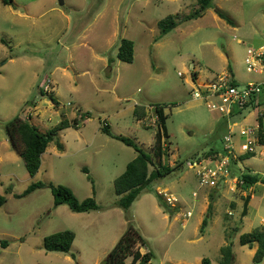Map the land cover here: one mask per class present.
I'll list each match as a JSON object with an SVG mask.
<instances>
[{
    "label": "rangeland",
    "instance_id": "1",
    "mask_svg": "<svg viewBox=\"0 0 264 264\" xmlns=\"http://www.w3.org/2000/svg\"><path fill=\"white\" fill-rule=\"evenodd\" d=\"M196 5V0H0V194L5 196L0 240L6 242L0 245V264H99L125 226L112 179L135 153L100 125L148 151L156 122L144 124L153 103L163 104L165 112L163 162L181 161V167L153 179L126 209L144 238L139 251L150 252L144 264H200L202 257L223 264L219 248L224 244L230 245L232 264L264 262V256L251 258L255 242L238 241L239 233L264 226V182L202 186L193 164L209 149L222 153L228 124L235 141L239 124L252 123L250 112L263 110L264 83L257 104L224 115L193 98L190 81L184 80L192 74L189 63L200 78L230 68L238 84L259 79L245 69L243 57L248 47L264 44V0H211L200 15L182 20ZM167 13L179 21L158 35L156 22ZM120 37L132 41L130 61L116 56ZM46 77L51 88L40 93ZM135 104L145 110L140 119L133 114ZM15 114L31 117L42 131L61 117L77 120L53 135L33 175L2 128ZM263 150L257 144L252 154L237 157L233 172L238 176L248 169L264 176ZM37 180L64 184L78 199L92 196L99 207L72 211L65 203L53 205L48 186L14 195ZM162 189L177 198L174 206L164 202ZM60 229L74 233L68 251L45 250L43 236ZM130 260L125 256L124 264Z\"/></svg>",
    "mask_w": 264,
    "mask_h": 264
},
{
    "label": "trees",
    "instance_id": "2",
    "mask_svg": "<svg viewBox=\"0 0 264 264\" xmlns=\"http://www.w3.org/2000/svg\"><path fill=\"white\" fill-rule=\"evenodd\" d=\"M2 1L8 2L10 0ZM196 2V7L193 8L189 13H185L182 16V20H187L200 15L202 10L210 4L211 0H196ZM217 13L219 16L225 18L226 21H229V18L225 17L222 12L217 11ZM178 21L179 19H176L174 13H167L160 17L156 22L158 27V35L165 33L167 30L175 26ZM116 56L123 61H130L132 59L131 39L120 37L116 48ZM39 92H43L40 86ZM49 99L53 105H57V100L53 95L49 94ZM152 105L153 111L156 114V125L153 134V142L150 150L148 151L137 144V142L129 136L111 132L108 129L107 124L102 123V125H100V128L103 132L122 141L124 144L131 146L135 154L128 161H126L122 171L112 179L113 190L117 195L114 203L117 206L123 208L125 211V226L99 264H124V258L127 255L131 256L130 264H144L146 261H148L150 258V252L139 251L138 245L144 243V238L139 233L138 229L133 225L131 216L126 209L137 197L140 191L146 188V186L153 179L161 177L166 173L181 167V161L174 162L173 164H167L163 162V158L166 154V150L163 146V139L167 137V133L165 132L163 125L165 112L163 111V104L153 103ZM144 113L145 110L143 105L140 107L137 104L134 105L133 114L136 119L142 118ZM263 116L264 109L256 115V120L258 123L256 136L258 143L261 145H264V130L261 126V119ZM70 125H77V120L75 117L70 119L61 117L47 130L40 131L27 118H23L18 114H15L2 123V128L8 139L11 141L12 145L16 148L18 154L21 156L27 174L33 175L39 166L40 154L46 147L47 143L53 138V135L58 130ZM57 146L61 147V144L57 142ZM214 151L216 150L209 149L207 151L208 156L213 154ZM252 153L253 152H245L238 155V158L241 159L245 154L250 155ZM232 161L235 162V159ZM149 165H152L151 169H148ZM83 169L86 172V169ZM87 176L89 177L88 174ZM238 179L242 180L243 186H249L250 184L257 181L264 182V176H260L255 172H250L248 169L243 171L241 170L238 173ZM41 186L49 187L52 195L53 205L65 203L72 211H88L97 209L99 207L92 196H86L78 199L68 186L61 183H45L39 180L31 181L22 191L14 193V195L21 196ZM7 191H9L8 188L6 192ZM213 191L214 190H210L208 192L210 201L213 198ZM4 200L5 196L0 194V204ZM210 201L206 206L208 209L210 208ZM159 203L164 208L166 207L165 204L161 202V199H159ZM207 215L208 213H206L202 218L200 228L206 223ZM73 236L74 233L70 229L52 231L43 236L42 246L45 250H58L66 252L69 249ZM238 241L240 244H247L248 246H251V244L255 242V247L251 255L252 260L260 261L264 256V226H261L260 228L255 227L249 231L239 233ZM5 243V240H0V245L4 246ZM219 250L221 251L222 255L221 263L232 264L229 263V258L231 256L230 245H221ZM200 264H210V261L207 257H202ZM261 264H264V262Z\"/></svg>",
    "mask_w": 264,
    "mask_h": 264
},
{
    "label": "built area",
    "instance_id": "3",
    "mask_svg": "<svg viewBox=\"0 0 264 264\" xmlns=\"http://www.w3.org/2000/svg\"><path fill=\"white\" fill-rule=\"evenodd\" d=\"M243 61L245 69L260 74L259 79L247 80L238 84L235 82L231 74L226 71H219L203 79H197L194 75L188 74L184 80L190 81L189 93L193 98L201 99L205 102L208 109L230 115L238 113L245 108L247 104H256L258 95L261 91V84L264 83V46L258 48L248 47L245 51ZM178 75H182L181 71H177ZM43 91L47 92L51 88L50 78H44L40 83ZM69 103V102H67ZM148 106L153 105L150 104ZM259 113V112H258ZM150 122L144 125L156 122V114L153 113L149 117ZM228 124V131L222 136L223 148L222 153L214 152L213 154L203 157L193 162L195 166V175L199 185L216 188L221 182L230 180L233 184H242V180L233 172V164L237 167L236 158L245 152H253L258 143L256 131L258 128L257 121L240 125L238 128V143L234 145L232 132ZM235 159V162L232 160ZM233 178V179H231ZM162 194V199L167 204L174 206L177 198L167 192L165 189L158 191ZM194 195L195 192L192 191ZM190 214V210H186L184 215Z\"/></svg>",
    "mask_w": 264,
    "mask_h": 264
},
{
    "label": "crops",
    "instance_id": "4",
    "mask_svg": "<svg viewBox=\"0 0 264 264\" xmlns=\"http://www.w3.org/2000/svg\"><path fill=\"white\" fill-rule=\"evenodd\" d=\"M258 46H264V44L263 43H261V44H259V45H257L255 48H257ZM189 65V67H190V69L192 70V75H194V76H196L197 78H199V79H203V78H206V77H210L211 75H213L214 73H216V72H219V71H214V72H212L211 73V75H209V76H204L203 78H200V76L198 75V73H197V71L194 69V66H193V64L192 63H189L188 64ZM224 70H226V69H224ZM220 71H223V69H221ZM226 71H228L230 74H231V76H232V78H233V71L230 69V68H228ZM260 78V77H259ZM257 79V78H256ZM233 80L235 81V79L233 78ZM236 82V81H235ZM259 97V96H258ZM258 99V101H259V98H257ZM57 100V99H56ZM58 101V100H57ZM263 102V105L261 106V108H263L264 109V99L262 100ZM257 104V103H256ZM249 105H253V103L252 104H249ZM56 106H59L58 104L56 105ZM248 106V105H247ZM247 106H246V108H247ZM260 111H262L261 109H257L254 113H252V112H250L251 113V115H252V122H254V121H257L256 120V115L258 114V112H260ZM233 114H235V113H233ZM21 116V115H20ZM67 118V117H66ZM243 118V120L245 119V116H243L242 117ZM28 120L32 123V124H34L35 126H36V122L35 121H33L32 119H31V117H28ZM246 123H248L247 121H245V122H243V123H240L239 124V126H238V128L240 127V125H243V124H246ZM230 127H231V124L229 125ZM37 127V126H36ZM38 129V128H37ZM38 130H40V129H38ZM40 131H42V130H40ZM237 139H238V136H236V140L235 141H233L234 142V145L235 146H237V144H236V141H237ZM261 145V144H260ZM14 150H16V148L14 147ZM213 150H216V149H213ZM264 151V150H263ZM16 152H17V150H16ZM135 154V153H134ZM133 154V155H134ZM133 155H132V157H133ZM254 247H255V245H254Z\"/></svg>",
    "mask_w": 264,
    "mask_h": 264
},
{
    "label": "water",
    "instance_id": "5",
    "mask_svg": "<svg viewBox=\"0 0 264 264\" xmlns=\"http://www.w3.org/2000/svg\"><path fill=\"white\" fill-rule=\"evenodd\" d=\"M59 4L62 3V0H57ZM261 126H262V129L264 130V116L262 117L261 119ZM249 196L246 195L245 198L243 199V202H242V208H241V214H243L245 212V208H246V203H247V200H248ZM231 261V257L229 258V263Z\"/></svg>",
    "mask_w": 264,
    "mask_h": 264
}]
</instances>
